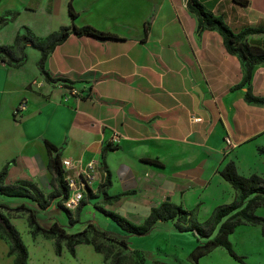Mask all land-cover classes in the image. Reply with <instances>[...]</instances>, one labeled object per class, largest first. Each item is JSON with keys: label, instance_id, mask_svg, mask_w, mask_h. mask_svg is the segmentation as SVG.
I'll list each match as a JSON object with an SVG mask.
<instances>
[{"label": "crops", "instance_id": "1", "mask_svg": "<svg viewBox=\"0 0 264 264\" xmlns=\"http://www.w3.org/2000/svg\"><path fill=\"white\" fill-rule=\"evenodd\" d=\"M198 2L233 33L262 29L247 34L244 41L264 49V0ZM69 7L75 13L72 21ZM0 16L7 19L0 25V45H11L24 28L43 38L71 23L117 36L98 40L69 33L54 45L43 69L50 78L62 81L43 78L37 66L39 51L30 46L14 54L19 58L17 65L0 61L4 183L30 181L44 194L53 191L44 141L57 147L60 158L82 164L94 160L108 174V184L104 175L80 208L77 231L92 223L126 235L107 216L98 214L91 207L93 202L139 223L151 207L167 201L192 210L193 218L202 223L216 206L236 197L219 174L224 163L232 161L243 176H264V165L255 162L256 147L264 146V103L244 99L247 85L235 88L243 74L240 59L226 50L216 30L197 31L196 16L186 0H0ZM248 89L264 98V64L252 67ZM21 100L25 106L15 116L13 110ZM112 133H117V142L103 151ZM226 135L232 145L229 149H224ZM143 158L156 159L160 165L143 162ZM104 192L120 197L106 202ZM0 203L9 208L23 204L35 211L41 227L56 222L68 231L66 213L53 204L43 210L28 198L2 194ZM201 208L210 213L198 221ZM0 211L13 222V211ZM20 212L26 221L27 213ZM82 212L87 218L80 221ZM71 217L75 218L72 212ZM156 234L161 236L156 239ZM145 236L153 239L151 245L138 239V244L127 245L122 252L144 254V264L168 262L161 255L173 256L175 263H168L193 264L187 259L189 252L205 241L189 231H175L170 221L158 222ZM0 241L5 245L0 264H14L13 256L6 254L7 244ZM48 242L53 244V239ZM80 247L109 264L83 243L76 244L71 255L61 241L60 253L55 254L53 245L49 257L55 263V256L67 251L76 259ZM27 262L31 264L28 253Z\"/></svg>", "mask_w": 264, "mask_h": 264}, {"label": "trees", "instance_id": "2", "mask_svg": "<svg viewBox=\"0 0 264 264\" xmlns=\"http://www.w3.org/2000/svg\"><path fill=\"white\" fill-rule=\"evenodd\" d=\"M243 3L244 0H235ZM186 6L197 19V31L202 29L216 30L223 39L224 46L229 53L237 55L240 59L243 74L240 82L235 88L244 87L247 85L244 99L247 102L264 103V98L253 96L248 89L251 69L255 64H264V49L255 44H249L244 41L247 34L261 32L260 28H246L238 33H233L221 20L220 17L214 16L207 11L198 0H186ZM68 15L72 21L75 13L69 7ZM6 18L0 16V25L6 22ZM69 33L77 36H89L98 40L116 39L115 34L100 31L88 25L75 26L71 23L69 26L60 27L57 32L50 33L43 38L36 37L28 28H24L21 34H17L11 45H0V61L8 65H17L19 58H14L16 52H21L25 46H30L39 51V58L37 66L46 81H58L62 79L50 78L43 69V62L47 53L54 45L62 41ZM21 54V53H20ZM46 151L48 153L47 168L51 173V183L54 185L53 191L44 194L34 183L30 181H18L13 184L4 183L6 174V167L3 166L0 170V194L5 196L25 197L34 201L40 209H46L50 205L61 208L66 213L68 223L76 222V217L79 214L81 206L84 201H80L74 210V217H71V212L62 205V201L66 196V186L62 178V168L60 165V153L54 145L44 141ZM113 148L109 144L104 145L103 151ZM256 152L264 156V146L256 147ZM143 162L159 166L160 162L156 159L143 158ZM101 163V162H100ZM102 165V164H101ZM103 167V166H102ZM104 168V167H103ZM221 177L227 181L236 192V197L228 203L219 204L216 206L209 219L205 222H197L193 216L192 210L182 208L180 205L170 202H163L157 206L150 208L149 213L139 223H133L121 216L120 214L98 207L99 210L112 221H114L121 230L126 232V235H118L113 232L104 230L98 225L87 223L86 226L79 231L73 233L65 232L62 225L52 222L47 227H41L35 219V211L24 206L23 204L17 205L14 208H9L7 205L0 203V208L11 211H24L27 213L26 221L27 226L30 228L31 236L40 232L53 239L55 254L60 253V242L64 241L67 251L73 255L74 247L76 244H90L94 251L102 254L103 259L108 261L109 264H144V254L136 253L133 255H125L120 251H112L109 247L97 243L88 235L91 228L99 231L104 240L115 243L122 249L127 247V235H144L149 233L152 228L161 221L172 222V228L175 231H189L197 239L204 238L205 241L197 244L189 252L187 259L197 264L199 257L208 253L214 247H222L233 259L240 264L243 262V256L236 254L231 243L228 240L230 234L235 226L241 223L249 224H264V218L254 213L257 206H264V176L256 173H250L247 176L237 173L235 165L232 161H227L219 169ZM105 184H108V174L105 171ZM90 190L87 191L85 196L90 195ZM120 195L108 196L103 193V199L106 202L118 200ZM216 232L211 236L213 229ZM0 239L4 240L7 244V255L13 256L14 264H28L27 250L23 244L18 231L10 223L5 214L0 211ZM135 256L134 259L126 261V257ZM151 264H168L159 261H152Z\"/></svg>", "mask_w": 264, "mask_h": 264}, {"label": "rangeland", "instance_id": "3", "mask_svg": "<svg viewBox=\"0 0 264 264\" xmlns=\"http://www.w3.org/2000/svg\"><path fill=\"white\" fill-rule=\"evenodd\" d=\"M38 51V50H37ZM257 154V158L255 162L257 164H263L264 165V157L263 155ZM258 159H263V162H259ZM264 168V166H263ZM227 197V195H226ZM86 199L84 198L82 201H85ZM91 201H93L91 199ZM207 202V201H205ZM230 202V201H229ZM204 208L208 207V204ZM102 207L100 204H97L96 202L92 203V208L98 213L102 214L101 211H99L96 207ZM85 206L82 205L81 209H83ZM204 208H201L198 213H197V220L202 221L207 216L209 215V211H205ZM72 215L74 213V210L71 211ZM84 212V211H83ZM81 213L79 215V220L83 221L85 218V214ZM98 213V214H99ZM254 213L258 216H261L264 218V206H257L254 209ZM14 218L13 226L16 228V230L19 233V236L25 245L26 250L28 251V255L30 258V263L31 264H102L100 260V255L96 254L94 252H91L90 254L86 253V251L82 250V247L79 248L78 250V255L76 259L72 258L70 254L65 251L63 256H55V263H53L52 258L53 256L49 257V251H51L53 244L52 242H48L50 237L41 234L40 232H37L34 234V236H31L30 232L27 230L26 225L27 221H25L24 218L21 217L23 212L20 211H13L10 213ZM108 218V217H107ZM68 219V218H67ZM111 220L110 218H108ZM112 221V220H111ZM115 223L114 221H112ZM67 232H73L77 231V227L79 226L80 223L78 222H73L72 224L68 223L67 220ZM97 225V224H95ZM28 227V226H27ZM103 228V227H102ZM215 227L212 231L211 236H213L216 232ZM190 233V232H189ZM147 233L146 235H148ZM89 237L93 240H95L97 243H100L101 245L109 247L112 251H120L122 252V248L118 246L115 243H111L108 240H104L102 238V235L99 231H95L94 228H91L89 233ZM161 234H156L154 237L157 239L160 237ZM229 242L231 243V247L233 251L238 254L243 256V262L245 264H264V224L258 223V224H238L235 226L234 230L228 234ZM146 237L144 235H127L126 240H127V245L128 246H133L138 244L137 241L138 239H145L147 240V244L151 245L153 242V239L150 238H142ZM196 238V237H195ZM4 241V240H3ZM5 242V241H4ZM6 243V242H5ZM140 244V243H139ZM162 246H166V241L161 240ZM147 245V246H149ZM85 247V246H83ZM5 248L4 243L0 241V252ZM169 250H176L178 251V248L176 246H169ZM129 258L126 257V261L134 259L135 256H128ZM160 258H165L167 259L168 262L175 263V260L172 255H161ZM147 262L149 263L150 260L147 259ZM165 262V263H168ZM168 263V264H172ZM198 264H240L238 261L233 259L222 247H214L211 249V251L201 257L198 258L197 260Z\"/></svg>", "mask_w": 264, "mask_h": 264}, {"label": "built area", "instance_id": "4", "mask_svg": "<svg viewBox=\"0 0 264 264\" xmlns=\"http://www.w3.org/2000/svg\"><path fill=\"white\" fill-rule=\"evenodd\" d=\"M24 106V101L21 100L13 110V114L17 116ZM117 139V133H112L107 144L113 145L117 142ZM224 145V149H229L232 146L227 135L224 137ZM60 165L62 178L66 186V196L62 201V205L69 211H73L79 202L85 198L87 191H91L101 183L105 173L100 167L101 164L94 160L82 164L78 160L60 158Z\"/></svg>", "mask_w": 264, "mask_h": 264}]
</instances>
